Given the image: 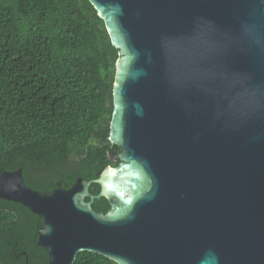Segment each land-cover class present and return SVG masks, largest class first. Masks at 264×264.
I'll return each instance as SVG.
<instances>
[{"label":"water","instance_id":"water-1","mask_svg":"<svg viewBox=\"0 0 264 264\" xmlns=\"http://www.w3.org/2000/svg\"><path fill=\"white\" fill-rule=\"evenodd\" d=\"M88 1L119 55V162L51 191L6 170L0 198L41 219L47 264H264V0Z\"/></svg>","mask_w":264,"mask_h":264},{"label":"trees","instance_id":"trees-1","mask_svg":"<svg viewBox=\"0 0 264 264\" xmlns=\"http://www.w3.org/2000/svg\"><path fill=\"white\" fill-rule=\"evenodd\" d=\"M118 56L88 0H0V173L21 168L28 186L51 191L117 165L108 137ZM92 208L106 213L109 204ZM40 226L27 207L0 198V264H47ZM73 264L117 263L80 251Z\"/></svg>","mask_w":264,"mask_h":264},{"label":"flooded vegetation","instance_id":"flooded-vegetation-1","mask_svg":"<svg viewBox=\"0 0 264 264\" xmlns=\"http://www.w3.org/2000/svg\"><path fill=\"white\" fill-rule=\"evenodd\" d=\"M36 175L38 176V178L40 177V176H42L43 177V175H45V174H42V173H36Z\"/></svg>","mask_w":264,"mask_h":264}]
</instances>
